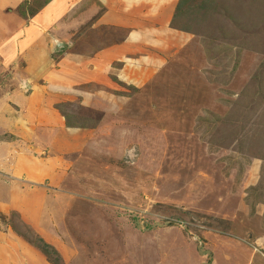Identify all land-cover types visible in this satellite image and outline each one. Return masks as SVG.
Returning a JSON list of instances; mask_svg holds the SVG:
<instances>
[{"label": "rangeland", "instance_id": "374dc122", "mask_svg": "<svg viewBox=\"0 0 264 264\" xmlns=\"http://www.w3.org/2000/svg\"><path fill=\"white\" fill-rule=\"evenodd\" d=\"M43 2L23 0L21 21L42 19ZM66 7L57 20L66 47L49 65L61 88L44 77L22 88L76 137H49L42 124L33 137L38 115L22 134L1 120L0 141L16 147L0 159V248L16 254L22 240L42 257L35 264H51L14 225L51 245L57 264H264V0H176L157 14L172 31L149 37L143 12L139 45L127 36L134 27L110 24L92 34L108 43L89 49L70 38L97 15H78L81 28ZM54 24H45L51 33ZM7 64L0 87L16 66ZM12 150L45 167L43 179L9 174Z\"/></svg>", "mask_w": 264, "mask_h": 264}, {"label": "crops", "instance_id": "0c3cea01", "mask_svg": "<svg viewBox=\"0 0 264 264\" xmlns=\"http://www.w3.org/2000/svg\"><path fill=\"white\" fill-rule=\"evenodd\" d=\"M22 2L23 0H0V70L8 66V62H16V66H12L13 71L11 77L8 78L4 86L0 87V122L1 120H7L9 123L8 130L10 132L13 134H22L23 131H20V129L28 125V120L31 118V115H38L36 118L39 117L40 119L38 120L39 123L35 124L37 127H33L36 129L33 137L40 136L38 134L40 128L39 124L45 126L41 127V129L45 130L44 132L47 135H52L49 137H55L54 133L62 134V132L64 134H62L61 137H76L74 135L75 133L73 134L75 131L74 129L64 126V116L61 113H57V110H53L52 105L48 101L45 102L46 99L48 100L49 95H43L44 102L46 103V106L43 108L40 105L38 95H26L22 88V86L26 85L33 77L46 78L48 83H51L50 86L54 90H59L61 88L55 81L58 77V71L55 68L54 70H50L49 65L52 62L58 63L61 61L59 59L60 56H56L55 60L52 58L53 52L59 53L60 51H64L63 49L66 47L67 41L63 39L66 37L63 34L61 26H57V24H59L57 20L61 18L62 14L67 13V4L71 12L70 18L76 19V24L80 27L82 21L79 20H83V18L80 17L79 19L78 15L84 12H91L90 17L97 15L94 20L96 22L90 23L85 28L81 27L80 34L76 36L74 40L70 38L71 42H73V44L70 45L71 47H76L77 44L82 45L84 41L88 44H85L88 49L93 44L98 45L97 42L94 43L96 39H99L100 45L108 43L105 37L100 38L96 35L92 36V34L95 29L111 26L110 24L117 25L116 28H123L128 24L134 27L132 30L128 29L129 32L127 36H129V43L131 42L135 46L139 45L144 35L139 29L135 28V26H138V24L140 25L139 17L143 12L146 14V19L149 20L147 21L148 26L145 27L149 37H151L150 34H152V32L157 36L160 29L165 30L168 28V30H171L170 27L157 25V22L161 19L157 14L163 13L165 10L170 11V9H174L176 4V0H85L84 3L83 0H45L37 11L34 12L36 15L41 12L44 14V17L38 22L26 25L21 21L20 14L17 13V8ZM82 4L86 5L81 7ZM52 13H55L56 16L53 17ZM15 16L19 17V21L17 20L18 17ZM33 19L31 18V20ZM15 22H17L18 26L15 25ZM46 23H55L53 26V33H51V29L47 28V25H45ZM20 27H23L20 33L21 38L14 41L11 40L10 36L15 31L13 29ZM72 31L73 34H76L78 30L70 28V32ZM48 36H51L53 40H50ZM156 38L158 39V37ZM70 55L71 61L74 64L81 61L80 57L76 56L74 52H71ZM33 65H36V68L32 67ZM13 79H15V85ZM12 86H14V88ZM40 108L42 113L40 112ZM31 109H33V111L38 110L33 113ZM44 111H48L47 119L44 117ZM33 128H29V130H33ZM47 131L49 133H47ZM24 137H32L31 131L28 136L26 133ZM9 143H14V141ZM9 143L0 141V159L2 157H9L10 149H15L16 145L10 147ZM11 152L15 156V164H13L12 169L8 171L9 174L16 178L30 180L31 182H38L43 179L45 172H47L45 167L41 168L40 166L38 167L37 164H33L34 161L26 154L22 153L21 150H12ZM13 182V180L10 182V188L14 187L12 186ZM10 194H12L11 200H14V192L11 191ZM11 204H13V201H11ZM3 235L4 238L2 239H6V241L9 239H12L11 243L17 241L16 237L14 240V235L12 236L10 233H5ZM22 243L21 240L20 244L23 248L17 249L18 251L16 254L14 252H6L4 248H2L4 246H1L0 264H35L36 261L34 257H36V260L42 258L41 256H34L33 254L35 251Z\"/></svg>", "mask_w": 264, "mask_h": 264}, {"label": "trees", "instance_id": "16d2710c", "mask_svg": "<svg viewBox=\"0 0 264 264\" xmlns=\"http://www.w3.org/2000/svg\"><path fill=\"white\" fill-rule=\"evenodd\" d=\"M12 229L15 230L17 234L21 235L29 244L37 248L51 262V264H57L55 259L61 260L59 253L51 245H49L46 241H44V239L39 237L37 234H34L35 238L34 240H31L27 237L26 234L19 231L14 225Z\"/></svg>", "mask_w": 264, "mask_h": 264}]
</instances>
